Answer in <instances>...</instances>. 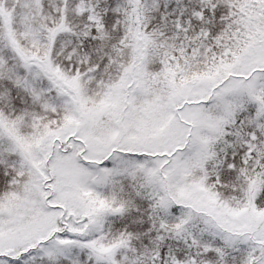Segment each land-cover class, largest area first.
Returning a JSON list of instances; mask_svg holds the SVG:
<instances>
[{"label":"snow or ice","instance_id":"obj_1","mask_svg":"<svg viewBox=\"0 0 264 264\" xmlns=\"http://www.w3.org/2000/svg\"><path fill=\"white\" fill-rule=\"evenodd\" d=\"M0 264H264V0H0Z\"/></svg>","mask_w":264,"mask_h":264}]
</instances>
